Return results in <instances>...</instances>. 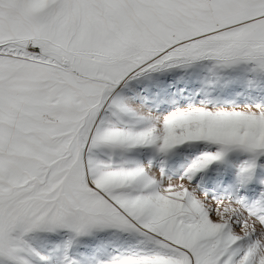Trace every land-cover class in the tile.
Returning <instances> with one entry per match:
<instances>
[{"label": "snow or ice", "instance_id": "1", "mask_svg": "<svg viewBox=\"0 0 264 264\" xmlns=\"http://www.w3.org/2000/svg\"><path fill=\"white\" fill-rule=\"evenodd\" d=\"M0 264H264V0H0Z\"/></svg>", "mask_w": 264, "mask_h": 264}]
</instances>
